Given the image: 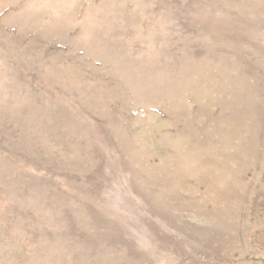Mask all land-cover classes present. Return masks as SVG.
<instances>
[{
    "label": "rangeland",
    "instance_id": "374dc122",
    "mask_svg": "<svg viewBox=\"0 0 264 264\" xmlns=\"http://www.w3.org/2000/svg\"><path fill=\"white\" fill-rule=\"evenodd\" d=\"M0 264H264V0H0Z\"/></svg>",
    "mask_w": 264,
    "mask_h": 264
}]
</instances>
